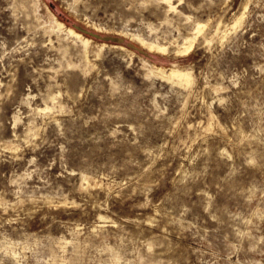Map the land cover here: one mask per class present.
<instances>
[{"label": "rangeland", "instance_id": "obj_1", "mask_svg": "<svg viewBox=\"0 0 264 264\" xmlns=\"http://www.w3.org/2000/svg\"><path fill=\"white\" fill-rule=\"evenodd\" d=\"M172 2L0 0V264H264V0Z\"/></svg>", "mask_w": 264, "mask_h": 264}, {"label": "bare ground", "instance_id": "obj_2", "mask_svg": "<svg viewBox=\"0 0 264 264\" xmlns=\"http://www.w3.org/2000/svg\"><path fill=\"white\" fill-rule=\"evenodd\" d=\"M173 0H167L170 8H175L176 6L173 4L172 2ZM36 4V3H35ZM34 4V5H35ZM49 11L51 12V16L52 18V24H53V27L57 28V31L58 32H64L67 36H73L77 39H80L81 42L83 43V46L85 45V47H87L89 45L90 42H92L91 38L90 37H87L86 35H84L82 32L76 30L75 28L71 27V26H67L65 24V22H63L62 20H60L56 15L55 13L48 7ZM243 14V13H242ZM43 21V20H42ZM49 21V20H48ZM239 22V21H238ZM49 23V22H48ZM48 25V24H47ZM50 25V24H49ZM238 25V24H237ZM52 26V25H50ZM203 25L199 24L198 27H196L197 29V32H201L202 29H203ZM52 28V27H51ZM205 28V27H204ZM52 30V29H51ZM52 33V32H51ZM55 33V32H54ZM195 34V33H194ZM200 34V33H199ZM63 35V34H62ZM59 37V36H58ZM60 38V37H59ZM68 38V37H67ZM141 40H144L142 39L141 37H139ZM187 41L186 43L188 44H184L183 45V49H182V52L183 51H187L194 43V40L196 39V36L192 37V38H188L187 37ZM145 42V41H144ZM147 42V41H146ZM150 47H156L158 49H161V50H166L167 47L163 44H160V43H154V42H151L149 43ZM88 49V48H87ZM181 49V48H180ZM88 53V52H87ZM87 55V54H86ZM158 68V66H157ZM157 70V69H156ZM161 73L163 74H166L169 78L172 79H177L178 81L180 82H187V83H191L193 80H192V71L189 70V69H183V68H180V67H177L176 65L175 66H172L170 67V71H168L167 68L165 67H161L160 69H158ZM156 72V71H154ZM158 72V71H157ZM160 74V73H159ZM166 77V76H165ZM195 79V78H194ZM176 80V81H177ZM179 82V83H180ZM53 97V96H52ZM56 97V96H55ZM55 100V99H54ZM46 107V106H45ZM49 107V106H48ZM53 108V107H52ZM43 109V108H42ZM47 109V108H46ZM41 110V109H40ZM49 110V109H48ZM19 116L16 115L15 116V121H18L19 120ZM32 130V129H31ZM19 146V145H18ZM20 147V146H19Z\"/></svg>", "mask_w": 264, "mask_h": 264}]
</instances>
